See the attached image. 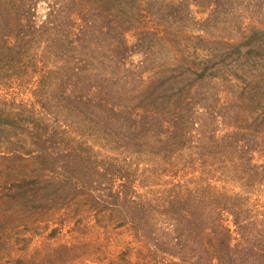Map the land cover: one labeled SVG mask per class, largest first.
<instances>
[{
  "label": "trees",
  "instance_id": "obj_1",
  "mask_svg": "<svg viewBox=\"0 0 264 264\" xmlns=\"http://www.w3.org/2000/svg\"><path fill=\"white\" fill-rule=\"evenodd\" d=\"M185 6L169 18L193 17ZM159 11L148 0H0V264H44L12 257L4 237L6 208L32 217L45 197L29 157L97 192L165 255L264 264V38L252 37L264 28L217 40L200 21L154 24ZM151 178L161 186L143 191ZM231 180L242 191L218 184Z\"/></svg>",
  "mask_w": 264,
  "mask_h": 264
},
{
  "label": "rangeland",
  "instance_id": "obj_2",
  "mask_svg": "<svg viewBox=\"0 0 264 264\" xmlns=\"http://www.w3.org/2000/svg\"><path fill=\"white\" fill-rule=\"evenodd\" d=\"M148 1L152 8L161 10L158 17H151L154 24L155 22L162 24L185 22L193 29L195 23L200 21L201 25H196L201 28L208 27V33H201L207 38L236 40L242 36H250V34L239 33L236 30L238 27L241 30L252 27L264 28V0ZM186 4L187 6L190 4L196 21L189 15L169 18L173 8L182 9L186 7ZM147 24L151 28L154 26L150 19ZM160 34L163 33L160 32ZM197 34H199L198 31H191L185 35L175 32L168 35L171 38L189 39ZM252 37L264 38V34H252ZM219 51L224 52L223 56L227 60L226 67L234 68L230 48ZM261 115L256 114L258 117ZM23 162L28 166L27 176L37 177L40 192L46 191V193L45 197L39 200L37 207H31L35 205L34 203H30L27 207V210L35 212L31 213L32 217L24 212L21 203H13L12 207L5 209L6 214L12 218L4 234L11 246L9 251L12 257H32L36 262L44 264H197L190 260H178L158 251L137 231V227L130 219L115 207L104 205L100 198L95 197L97 192L78 186L72 180H65L64 177L67 174L64 171L53 170L54 174L47 172L42 162L40 164L31 157ZM15 174L20 173L15 171ZM154 179L144 180L142 190L147 191L149 186H155V189H158L161 186L160 179ZM165 179L166 177L162 178V180ZM151 182L152 185L149 184ZM218 184H225V188L230 192L242 191V187L234 180L226 183L221 181ZM261 198H264L263 194ZM61 245L74 247L69 260L54 258L58 256L57 254L45 258ZM7 258L4 259L7 260ZM211 264H229V262H212Z\"/></svg>",
  "mask_w": 264,
  "mask_h": 264
}]
</instances>
